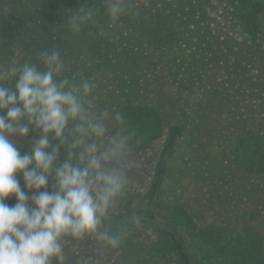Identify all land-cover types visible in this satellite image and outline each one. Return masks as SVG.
<instances>
[{
	"label": "trees",
	"instance_id": "trees-1",
	"mask_svg": "<svg viewBox=\"0 0 264 264\" xmlns=\"http://www.w3.org/2000/svg\"><path fill=\"white\" fill-rule=\"evenodd\" d=\"M134 2L138 9L123 16L118 27L109 28L104 0H0V11L16 9L24 21L12 42L5 43L8 38L0 36V66L13 60L38 63V52L53 48L64 60L67 46L77 45L95 71L110 73L115 80L111 109L124 115L140 140L134 144L133 158L162 142L147 190L137 196L126 193L105 227L114 231L133 213L141 224L103 264H264V233L255 224L258 213L244 214L237 225L199 224L184 205L160 198L165 162L184 127L169 121L155 102L139 98L145 77L157 67L178 91L194 90L210 75L219 76L225 87L231 83L253 90L259 105L254 115L226 122L227 136L214 173L222 185L253 183L264 209V0ZM82 3L97 10L96 23L74 34L66 26L65 9L78 10ZM218 4L225 5L222 14L236 28L240 44L222 25H214L210 13ZM101 28L108 35H99ZM222 90L211 86L207 91L218 95ZM37 136L30 131L27 138ZM16 202L14 196L5 201L9 206ZM65 253L66 264H73V256Z\"/></svg>",
	"mask_w": 264,
	"mask_h": 264
},
{
	"label": "clouds",
	"instance_id": "clouds-1",
	"mask_svg": "<svg viewBox=\"0 0 264 264\" xmlns=\"http://www.w3.org/2000/svg\"><path fill=\"white\" fill-rule=\"evenodd\" d=\"M138 7L134 0H104L109 28ZM65 13L74 34L96 23L97 10L85 3ZM98 34L108 35L103 28ZM64 70L58 48L39 51L38 63L0 66V264H66L65 238L93 237L116 249L141 224L133 213L114 231L105 227L126 194L137 132L121 112L92 102L95 83H75ZM30 131L38 136L23 145L13 139ZM13 196L17 202L9 206Z\"/></svg>",
	"mask_w": 264,
	"mask_h": 264
},
{
	"label": "rangeland",
	"instance_id": "rangeland-1",
	"mask_svg": "<svg viewBox=\"0 0 264 264\" xmlns=\"http://www.w3.org/2000/svg\"><path fill=\"white\" fill-rule=\"evenodd\" d=\"M224 6L218 4L210 13L214 25H222L229 36L232 34L231 40L240 44L241 38L236 28L222 14ZM23 22L22 13L16 9L1 8L0 36L8 38L5 43L14 40L13 37L23 28ZM69 43L71 41L68 40ZM67 47L68 55L64 59L65 70L62 76L69 77L75 83L81 79L95 83L97 87L90 99L99 109H111L116 90L114 78L110 73L95 71L92 61L79 46L75 45L71 49L70 45ZM153 60L151 58L147 61ZM157 68L153 74L148 73L145 77L139 98L155 102L169 121L184 127L183 136L165 162L160 198L184 205L199 224L214 221L237 225L243 220L244 214L256 212L259 218L255 224L264 233V209L262 200L252 190L254 184L222 185L214 173L227 136L226 122L238 116L254 115L259 105L253 90L231 83L225 87L219 76L213 78L210 75L200 87L191 91H178ZM211 86L224 90L221 94L210 95L207 90ZM13 139L17 144L28 140L27 137ZM161 146L162 142H158L134 159L135 165L127 171V194L137 196L147 190ZM16 178L24 190L22 174ZM52 182L50 179L48 191H51ZM65 251L73 256V264H80L81 258L88 259L90 264H103L116 254V249L101 247L93 237H85L83 240L67 237Z\"/></svg>",
	"mask_w": 264,
	"mask_h": 264
}]
</instances>
